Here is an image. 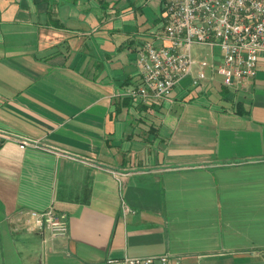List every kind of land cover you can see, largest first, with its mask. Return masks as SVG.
<instances>
[{
	"label": "crops",
	"instance_id": "0c3cea01",
	"mask_svg": "<svg viewBox=\"0 0 264 264\" xmlns=\"http://www.w3.org/2000/svg\"><path fill=\"white\" fill-rule=\"evenodd\" d=\"M165 1L0 0V131L96 165L0 141V264H264V51L239 89L190 76L168 101L119 95L164 44ZM50 208L67 237L17 220Z\"/></svg>",
	"mask_w": 264,
	"mask_h": 264
},
{
	"label": "built area",
	"instance_id": "2783aa9c",
	"mask_svg": "<svg viewBox=\"0 0 264 264\" xmlns=\"http://www.w3.org/2000/svg\"><path fill=\"white\" fill-rule=\"evenodd\" d=\"M164 44L146 43L138 55L141 82L128 86L119 95L135 104L168 101L186 77L198 92L215 76L227 88L239 89L255 78L264 51V0H166L164 4ZM194 46L208 48V55L196 58ZM199 56V57H200ZM212 72V76L208 75ZM0 141H13L96 166L90 158L50 147L38 140L0 131ZM18 222L28 232L67 237L69 221L53 208L21 211ZM105 264H187L171 254L149 257L109 258Z\"/></svg>",
	"mask_w": 264,
	"mask_h": 264
},
{
	"label": "rangeland",
	"instance_id": "374dc122",
	"mask_svg": "<svg viewBox=\"0 0 264 264\" xmlns=\"http://www.w3.org/2000/svg\"><path fill=\"white\" fill-rule=\"evenodd\" d=\"M193 53H194L196 58L197 57L201 58L200 55H203V57H205V55H207V53H208V48L204 47V46H194L193 47Z\"/></svg>",
	"mask_w": 264,
	"mask_h": 264
}]
</instances>
